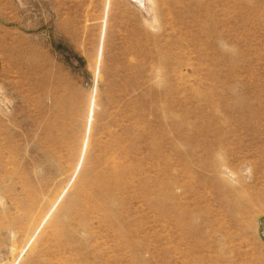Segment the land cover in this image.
<instances>
[{"label": "rangeland", "instance_id": "obj_1", "mask_svg": "<svg viewBox=\"0 0 264 264\" xmlns=\"http://www.w3.org/2000/svg\"><path fill=\"white\" fill-rule=\"evenodd\" d=\"M0 264H264V0H0Z\"/></svg>", "mask_w": 264, "mask_h": 264}]
</instances>
